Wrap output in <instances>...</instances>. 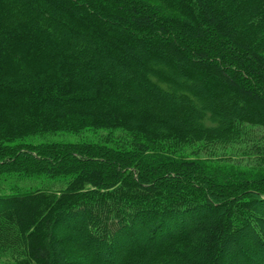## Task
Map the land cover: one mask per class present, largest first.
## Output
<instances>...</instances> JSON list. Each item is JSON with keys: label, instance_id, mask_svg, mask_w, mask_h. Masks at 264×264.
Returning a JSON list of instances; mask_svg holds the SVG:
<instances>
[{"label": "trees", "instance_id": "16d2710c", "mask_svg": "<svg viewBox=\"0 0 264 264\" xmlns=\"http://www.w3.org/2000/svg\"><path fill=\"white\" fill-rule=\"evenodd\" d=\"M248 127L264 129V0H0V251L17 264H264V168L194 155Z\"/></svg>", "mask_w": 264, "mask_h": 264}, {"label": "rangeland", "instance_id": "374dc122", "mask_svg": "<svg viewBox=\"0 0 264 264\" xmlns=\"http://www.w3.org/2000/svg\"><path fill=\"white\" fill-rule=\"evenodd\" d=\"M82 136L57 134L46 135L40 137L41 141L58 142L69 140H78L79 138H89L91 133L80 134ZM39 141V140H36ZM199 146V145H198ZM264 129L248 127L245 129L243 136L237 137L226 144L207 143L200 145L197 151L194 150L196 156L205 159H211L216 163L233 166L238 169H262L264 168ZM42 184V186H40ZM14 191H27L37 187H46L39 180H31L26 178H14L10 181ZM10 187L6 182L0 185V192L9 193ZM0 264H17L16 259L11 254L0 251Z\"/></svg>", "mask_w": 264, "mask_h": 264}]
</instances>
